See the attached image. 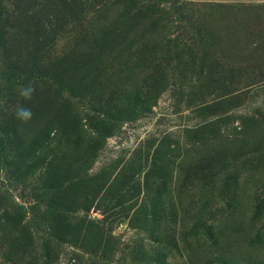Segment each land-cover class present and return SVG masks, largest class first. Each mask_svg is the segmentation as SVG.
<instances>
[{
    "label": "rangeland",
    "instance_id": "obj_1",
    "mask_svg": "<svg viewBox=\"0 0 264 264\" xmlns=\"http://www.w3.org/2000/svg\"><path fill=\"white\" fill-rule=\"evenodd\" d=\"M16 3L0 264H264V0Z\"/></svg>",
    "mask_w": 264,
    "mask_h": 264
},
{
    "label": "trees",
    "instance_id": "obj_2",
    "mask_svg": "<svg viewBox=\"0 0 264 264\" xmlns=\"http://www.w3.org/2000/svg\"><path fill=\"white\" fill-rule=\"evenodd\" d=\"M17 10L16 0H0V169L7 173L4 178H0V210H12L15 217L9 215L10 222L21 225L27 219V209L22 205L12 204L15 188L8 190L5 181H11L16 186L25 184L33 175L32 168L36 158L31 156L33 151L23 149L14 128L16 117L13 109L17 102L22 103L18 92L26 79L25 73L17 68L7 44L8 31ZM36 200L44 201L38 197Z\"/></svg>",
    "mask_w": 264,
    "mask_h": 264
},
{
    "label": "clouds",
    "instance_id": "obj_3",
    "mask_svg": "<svg viewBox=\"0 0 264 264\" xmlns=\"http://www.w3.org/2000/svg\"><path fill=\"white\" fill-rule=\"evenodd\" d=\"M35 92V86L32 83H29L28 85L19 89L18 95L25 101H31ZM13 111L15 117L24 123L30 121L33 116L31 108L25 107L19 102H17V104L14 106Z\"/></svg>",
    "mask_w": 264,
    "mask_h": 264
}]
</instances>
